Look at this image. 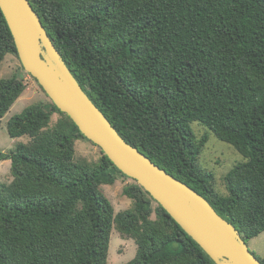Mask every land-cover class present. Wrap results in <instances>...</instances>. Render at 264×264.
<instances>
[{
    "label": "trees",
    "instance_id": "obj_1",
    "mask_svg": "<svg viewBox=\"0 0 264 264\" xmlns=\"http://www.w3.org/2000/svg\"><path fill=\"white\" fill-rule=\"evenodd\" d=\"M28 1L125 142L202 195L246 244L264 232V0ZM7 55L18 57L0 9V66ZM26 89L15 76L0 81V126ZM193 124L243 157L226 195L199 166L209 137ZM7 129L28 141L0 151L12 176L0 184V264H109L113 230L137 245L126 264H215L135 180L123 188L132 207L116 213L103 186L129 178L102 151L76 161V143L89 140L51 100Z\"/></svg>",
    "mask_w": 264,
    "mask_h": 264
},
{
    "label": "water",
    "instance_id": "obj_2",
    "mask_svg": "<svg viewBox=\"0 0 264 264\" xmlns=\"http://www.w3.org/2000/svg\"><path fill=\"white\" fill-rule=\"evenodd\" d=\"M25 6L36 16L45 40L51 43L28 0H0V9L13 36L22 67L38 82L53 104L68 115L84 137L108 155L125 176L148 192L215 264H262L235 228L202 195L167 174L125 142L107 117L72 80L60 58L59 69L48 63L41 49L27 37ZM77 101L83 103L85 112L79 110ZM156 176L169 180L173 186L162 187ZM195 223L200 226H195Z\"/></svg>",
    "mask_w": 264,
    "mask_h": 264
},
{
    "label": "rangeland",
    "instance_id": "obj_3",
    "mask_svg": "<svg viewBox=\"0 0 264 264\" xmlns=\"http://www.w3.org/2000/svg\"><path fill=\"white\" fill-rule=\"evenodd\" d=\"M40 49L45 58L51 63V66L59 69V58L55 64L48 56L44 41L40 43ZM24 79L27 89L23 95L15 102L7 115L3 118L0 126V151L8 152L14 149L19 142H27L26 137L19 139L12 138L7 129L8 121L14 116L21 113L26 107L39 102H48L50 98L40 87L38 82L27 73L21 65L19 58L15 55H7L0 66V81L11 77ZM58 119V115L53 117V123ZM198 139L208 135L209 140L199 156V166L202 171L211 172L214 175V189L221 195H226L225 176L239 163L243 162V157L237 150L212 134L208 129L199 124H193ZM75 160L79 162L95 163L100 160L101 150L90 141L80 140L75 146ZM11 162H0V184H9L12 181L10 174ZM134 183L132 179L119 178L113 186L104 185L103 191L115 208V212L127 210L132 207V201L123 194V188ZM155 219V216H152ZM252 253L259 259L264 260V232L249 241L247 244ZM137 253V245L131 238L121 236L116 230H113L110 240V249L108 256L109 264H126Z\"/></svg>",
    "mask_w": 264,
    "mask_h": 264
},
{
    "label": "bare ground",
    "instance_id": "obj_4",
    "mask_svg": "<svg viewBox=\"0 0 264 264\" xmlns=\"http://www.w3.org/2000/svg\"><path fill=\"white\" fill-rule=\"evenodd\" d=\"M24 27H25L29 41L35 47L40 48L39 46H40L41 41H44V43H46V46L48 48V55H49L48 57L51 60H54V62L56 64L58 61V58H59L56 51L52 47L51 43H49L48 41L45 40L43 31H42L41 26L39 25V22H38V19L31 12V10L29 8H27L26 6L24 8ZM47 61L51 65L49 59ZM77 106L81 112L86 111V108L81 101H77ZM155 178H156L157 182L162 187L171 188L173 186V183L170 182L169 180L165 179V178H162L160 176H156ZM194 225L197 227L200 226L199 223H195Z\"/></svg>",
    "mask_w": 264,
    "mask_h": 264
},
{
    "label": "clouds",
    "instance_id": "obj_5",
    "mask_svg": "<svg viewBox=\"0 0 264 264\" xmlns=\"http://www.w3.org/2000/svg\"><path fill=\"white\" fill-rule=\"evenodd\" d=\"M245 243V242H244ZM246 246H248L246 243H245ZM250 250V249H249ZM251 251V250H250ZM252 252V251H251ZM255 256V255H254ZM257 257V256H256ZM258 258V257H257ZM259 259V258H258Z\"/></svg>",
    "mask_w": 264,
    "mask_h": 264
}]
</instances>
